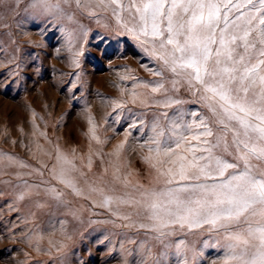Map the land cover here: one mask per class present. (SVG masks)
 <instances>
[{
  "label": "snow or ice",
  "instance_id": "1",
  "mask_svg": "<svg viewBox=\"0 0 264 264\" xmlns=\"http://www.w3.org/2000/svg\"><path fill=\"white\" fill-rule=\"evenodd\" d=\"M23 3L0 0V26L9 27L5 21ZM22 11L25 19L59 26L72 66L80 67L85 52V17L131 40L155 79L133 77L130 102L139 110L127 100L108 101L111 122L127 125L110 153L90 148L77 163L58 144L54 153L37 145L53 162L36 167L0 151V173L18 181L16 200L35 196L37 209H64L77 220L70 196L106 209L111 218L88 222L144 234L123 233L122 264H204L205 248L217 252L208 264H264V0H28ZM89 132L97 144L106 142L94 125ZM130 140L148 166V184L121 170L122 154L136 150ZM93 155L112 168L111 179L89 177ZM58 224L72 240L68 221Z\"/></svg>",
  "mask_w": 264,
  "mask_h": 264
},
{
  "label": "rangeland",
  "instance_id": "2",
  "mask_svg": "<svg viewBox=\"0 0 264 264\" xmlns=\"http://www.w3.org/2000/svg\"><path fill=\"white\" fill-rule=\"evenodd\" d=\"M27 2L21 4L19 15L9 16L5 21L9 27L0 26V151L15 154L36 167L41 160L49 166L53 162L37 150V145L54 153L53 146L58 144L69 156L75 153L77 163L79 157L86 162L90 148L93 153L97 149L112 152L124 140L127 125L111 122L109 113L113 106L108 101L127 100V107L139 110L138 105L130 102V92L133 77L155 79L141 66L147 59L131 40L82 17L81 22L90 31L80 67L76 68L71 65L59 26L52 27L43 19L24 18L22 9ZM89 117L93 119L96 135L105 143L97 144L91 139L89 129L93 125L89 124ZM130 144L136 148V142L130 140ZM141 154L138 148L122 154L121 170L130 173L129 180L133 183L148 184L149 170L141 161ZM104 159L107 161L108 157ZM7 171L14 173L16 169ZM111 174L112 168L93 155L89 177L105 175V179H111ZM45 178H49L47 172ZM24 179L30 183L38 180L35 176ZM5 180H11L12 184H4ZM16 183L14 175L0 173V264H122L124 254L119 245L127 240L123 233L143 238L142 232H129L111 224H90L89 220L111 217L106 209L94 208L84 199L69 197L71 207L78 210L79 220L64 209H37L33 203L35 196L17 201ZM61 219L68 221L72 240L61 235L58 224ZM179 238L182 237L174 239ZM61 243L67 247L58 252ZM126 247L133 246L126 244ZM204 252V264L216 258L215 249L205 248ZM170 260L174 262L175 258Z\"/></svg>",
  "mask_w": 264,
  "mask_h": 264
}]
</instances>
